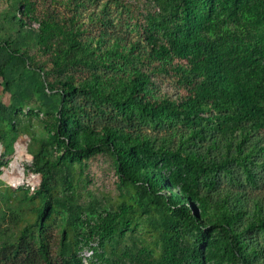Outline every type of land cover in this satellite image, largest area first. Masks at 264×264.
Returning <instances> with one entry per match:
<instances>
[{"label": "rangeland", "instance_id": "obj_1", "mask_svg": "<svg viewBox=\"0 0 264 264\" xmlns=\"http://www.w3.org/2000/svg\"><path fill=\"white\" fill-rule=\"evenodd\" d=\"M190 1L0 0V65L6 64L4 76H0V248L21 234L39 238L48 231L57 238V254H73L82 264H143L171 250L192 254L196 259L191 258L190 264L263 263L264 228L252 216L256 204L264 208V127L233 125L222 130L217 127L221 119L216 113L204 110L203 116L208 118L204 135L193 137L189 145L193 151L209 154L207 171L197 174L172 152L192 126L202 123L170 117L141 118L137 129L163 143L161 158L154 157L157 167L167 180L179 185L161 183L158 197L144 184L124 180L106 148L81 157H63L61 137L56 133L63 91L76 85L89 68L116 74L140 70L149 76L154 96L174 98L181 93L178 78L162 71L158 61L147 65L109 57L102 63L89 54L84 62L82 51L76 54L78 59L68 77L63 70V52L72 23L105 37L117 34L127 46L142 45L144 32H154L163 40L176 33L183 26L184 6ZM205 1L196 0L201 8ZM235 6L237 20L227 16L221 0H213L205 35L224 52L247 56L256 50L258 57L247 78L260 89L259 78L264 76V0H236ZM19 18L26 25L21 26ZM53 18L63 22L64 33L50 24ZM76 102L85 106L89 115L69 119L80 140L83 134H93L90 128L100 127L108 113L126 124L127 116L104 103L96 108L81 98ZM241 137L248 157L238 162L230 158L224 166L215 167L211 161L218 164L226 141ZM36 155L57 162L50 180V210L43 218L44 197L33 166ZM180 187L207 195L212 209L215 200L223 199L228 214L239 209L244 212L232 223L231 245L220 230L206 231L210 219L195 197L188 201L193 213L205 223L203 232L190 223L187 214L169 207L166 198L181 195ZM231 246L239 248L241 261Z\"/></svg>", "mask_w": 264, "mask_h": 264}, {"label": "trees", "instance_id": "obj_2", "mask_svg": "<svg viewBox=\"0 0 264 264\" xmlns=\"http://www.w3.org/2000/svg\"><path fill=\"white\" fill-rule=\"evenodd\" d=\"M212 4L213 0H206L201 8L196 0H191L184 6L183 26L176 33L169 39L163 40L156 37L154 32H144L142 45L137 42L127 46L117 34L108 33V37H105L72 23L68 45L63 52V70L69 75L68 77H70L68 71L75 66V61L78 59L76 54L82 51H85L84 62H87L89 54L93 55L95 60H102V63H105L109 57L121 58L129 62L143 61L147 65L158 61L162 63L160 66L162 71L171 72L178 78L181 83V93L174 98L154 96L150 92L149 76L141 73L140 70L116 74L96 67L89 68L85 77L79 79L76 85L65 88L62 93L63 104L57 115L56 133L61 137L63 157H81L106 148L114 156L117 171L124 180L144 184L153 196L158 197L161 183L168 186V181L176 187L178 184L171 179L167 180L165 174L157 167L154 157L161 158L164 151L163 143L151 139L137 129L136 126L141 118L155 120L170 117L192 124L202 123L198 127L192 126L190 132L182 138L181 145L172 152V155L194 167L197 174L207 171L209 154L208 151H193L189 145L193 142V137L202 138L204 135L203 130L207 126L208 119L203 116L204 110H212L216 113L215 115L221 119L217 127H222V130L233 125H246L252 129L264 127V76L259 78L262 82L260 89H257L247 78L251 64L258 57V52L251 50L247 56H242L232 51L224 52L208 42L205 31L207 20L210 18L208 9ZM221 4L230 19H238L236 0H221ZM19 19L21 26L26 25L25 20ZM50 24L59 32H65L63 22L56 18L50 20ZM259 50L262 48L260 47ZM5 67L6 64L0 65L2 77ZM45 73L47 74L48 71ZM78 98H81L83 103L89 102L96 108L101 107L103 103L106 104L117 110L119 114L127 116L126 124H123L117 116L108 113L109 118H106L100 127L90 128L93 134H83L80 140V133L74 131L69 124V119L72 118H80V120L89 118L86 107L76 102ZM244 145V137L235 142L227 140L218 164L217 160L211 162L218 167V165L224 166L230 158L237 162L246 159L248 152ZM56 163L50 158H41L40 155H36L33 160V166L39 176V188L44 197L40 218L45 217L50 210V180ZM180 190L181 195L172 194L166 198L169 207L181 215L187 214L190 223L203 232L201 228L205 227V223L193 213L192 205L188 201L190 197H195L203 204L210 219V226L206 231L220 230L231 245L232 223L244 212L239 209L228 214L223 199L215 200L213 203L215 209H212L211 199L207 195L200 196L195 191H190L189 187H180ZM256 209L252 216L253 220L264 228V208L256 204ZM57 243V238L48 231L39 238L21 234L15 241L0 248V264H82L73 254H57L55 249ZM231 248L233 254L241 261L243 258L239 248L232 246ZM191 258L196 259L190 253L171 250L160 259L147 260L143 264H190Z\"/></svg>", "mask_w": 264, "mask_h": 264}]
</instances>
